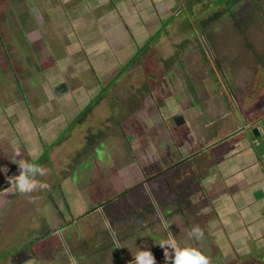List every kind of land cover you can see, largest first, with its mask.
I'll return each instance as SVG.
<instances>
[{
	"label": "rangeland",
	"instance_id": "374dc122",
	"mask_svg": "<svg viewBox=\"0 0 264 264\" xmlns=\"http://www.w3.org/2000/svg\"><path fill=\"white\" fill-rule=\"evenodd\" d=\"M257 1L234 4L239 15L251 17L244 26L237 27L229 12L220 11L218 20L207 26L216 36L211 48L195 26L197 17L187 9V18H180L186 8L172 7L179 6V0H0V148L12 146L8 152L0 151V166L7 167L6 173H0V193L10 199L2 214L14 227L11 247L20 245L25 252L29 249L25 241L31 239L34 250L30 249L38 251L36 239L43 230L38 226L43 224L48 231L54 227L52 245L65 254L56 253L52 264H118L134 259L137 249L145 248L156 264H164L158 244L166 236V222L182 247H198L210 264H222L214 242L187 236L191 222L206 235L210 226L203 225L195 209V202H205H197L194 195L191 199V187L182 189L179 181L194 178L186 172L188 153L198 146L192 142H203L211 126L215 131L226 125L228 102L235 107L248 105L242 103L253 92L252 101L264 99L263 76L260 79L264 69L255 66L264 52V0L255 15L252 3ZM204 10L206 15L213 8ZM107 85L85 120L73 122L88 100ZM119 112L128 115L112 128L106 120ZM169 113L181 115L180 124L174 125ZM159 118L167 133L162 128L158 132L154 122ZM95 140L90 150L81 149ZM17 149L16 159L47 170L37 179L48 187L32 191L31 198L6 178L19 174L13 162ZM177 151L178 157L171 154ZM78 152L87 153L81 157ZM180 158L184 166L178 168ZM158 169H164L167 182L158 174L119 196L136 179H147ZM158 189L169 192L156 199L160 207L171 211L164 216L165 222L151 214L148 206L153 201L147 191ZM173 192L178 197L185 193L181 209ZM46 194L53 195V203L46 204ZM64 205L68 218L74 220L68 227L57 228L65 223L61 219ZM139 206L142 213L148 210L145 220L131 228L129 236L119 235L112 222L116 217L129 222L133 207ZM70 236L75 237L77 250H71L75 257H65L70 254L69 242H74ZM90 253L94 255L79 257ZM37 261L48 263L43 258Z\"/></svg>",
	"mask_w": 264,
	"mask_h": 264
},
{
	"label": "crops",
	"instance_id": "0c3cea01",
	"mask_svg": "<svg viewBox=\"0 0 264 264\" xmlns=\"http://www.w3.org/2000/svg\"><path fill=\"white\" fill-rule=\"evenodd\" d=\"M245 102L248 105L243 106L240 116L235 117L232 106L228 105L230 115L227 116L226 125L215 127V131L211 126V131H206L203 142L193 140L192 143L198 146L188 153L186 172L194 178L179 181L182 183L181 188L188 182L192 189V194H189L191 199L195 197L197 202H205L200 205L195 202V209L199 216L202 215L203 225L210 226L209 230L204 226L209 231L207 235L204 233V239L206 243L214 242L213 245L217 248L215 254L220 257V263L223 261L222 264H264V169L260 160V155L264 154V99L258 102L255 100L252 106L251 98L247 95L242 104ZM228 103L233 105L232 102ZM253 128L257 129L258 135L252 132ZM188 147L191 148L192 145L189 144ZM183 164L184 161L179 160L176 167H183ZM24 196L31 198V193ZM0 200V214L4 220L0 221V264H37L38 258L52 264L54 257L49 255L52 254L50 249L54 244L51 237L54 227L48 231L43 228V224L38 226L43 229L40 238L36 239L39 242L35 245L40 244L38 251L31 250V239L25 241L29 245L25 252L20 245L11 247L14 239L11 229L14 227L12 221H8L9 217L2 214L8 210L6 206L10 199L1 193ZM47 203L50 202L47 200ZM19 209L29 211V208ZM44 211L46 213V209ZM43 218L46 222V218ZM61 223L57 228L70 226ZM193 224L194 222L189 223V228H193ZM6 229L10 231L6 232ZM69 238L74 241L69 242L71 253V250H77V246L75 237ZM65 250L61 248V251ZM93 255L94 253L87 254L89 257Z\"/></svg>",
	"mask_w": 264,
	"mask_h": 264
},
{
	"label": "clouds",
	"instance_id": "9594fccd",
	"mask_svg": "<svg viewBox=\"0 0 264 264\" xmlns=\"http://www.w3.org/2000/svg\"><path fill=\"white\" fill-rule=\"evenodd\" d=\"M20 156V150L17 149L13 156V162L17 165L19 174L14 176H6L9 185L16 188L20 193H31L32 191L39 189H45L48 185L37 179L38 176H43L46 173V169L37 165L34 162L27 161L23 158L16 159ZM7 167L0 166V173H6ZM154 207L157 210L156 218L163 220V214L159 212V206L155 204L153 198ZM164 231L166 236L159 241V246L163 249L164 264H210L209 258L203 254L198 248L191 246H181L172 233L168 230L169 226L165 222ZM203 230L199 226L191 228L187 236L190 239L199 240L203 238ZM119 247V245H117ZM171 250V253L170 251ZM130 264H156L155 258L151 251L147 248L144 250L137 249L134 259Z\"/></svg>",
	"mask_w": 264,
	"mask_h": 264
},
{
	"label": "flooded vegetation",
	"instance_id": "af4514ba",
	"mask_svg": "<svg viewBox=\"0 0 264 264\" xmlns=\"http://www.w3.org/2000/svg\"><path fill=\"white\" fill-rule=\"evenodd\" d=\"M186 1H188V0H179V6H178V4H173L172 5V7L173 8H176L177 9V11H179L180 10V6H183L184 8H186L185 9V11L183 12V11H181L182 13L180 14V18H187L186 16L188 15V12H187V6H186ZM201 1H203L205 4L203 5V11H201L200 10V12L198 13V12H195L196 14H194V16L195 17H197V19L199 18H201V19H204V18H206L208 15H211V14H213V13H217V12H220L222 9L224 10V11H227V12H229V16H230V18H231V20H234V18H235V20H237V19H240V20H243L244 18H245V16H243V14L241 13L240 15L238 14V12L240 11L239 10V7L238 6H235L236 5V3H238V2H240V0H201ZM235 4V5H234ZM199 6V3H195L193 6H192V10L193 9H195L196 7H198ZM212 6V8H213V10H211L210 12H209V14H206V15H204V13L206 12V10H204L205 9V7H211ZM216 6V7H215ZM218 6L220 7V8H218ZM235 6V7H234ZM195 7V8H194ZM188 10H190V9H188ZM239 10V11H238ZM177 11H176V13H175V15L176 14H178L177 13ZM194 11V10H193ZM205 11V12H204ZM198 13V14H197ZM202 14H203V16H202ZM175 15H171V16H175ZM186 15V16H185ZM247 16V15H246ZM197 19H196V21H197ZM173 20V18H171L170 20H169V22H171ZM195 21V22H196ZM191 23V22H190ZM211 24H212V22H211ZM202 35V34H201ZM33 37V35H32V33H28V37ZM202 36H204V38L206 39V37H205V35H202ZM31 39H33V38H31ZM207 40V39H206ZM213 40V39H212ZM214 41V40H213ZM207 42V41H206ZM216 55V54H215ZM258 59H257V61L258 62H256L255 63V66L256 67H261L262 69H264V52L262 53V57L261 56H258L257 57ZM218 66V65H217ZM263 73V72H262ZM261 73V75H260V79L261 80H263L262 79V77L261 76H263V78H264V73L262 74ZM6 76H8L7 78L8 79H10L11 78V76L7 73V74H5ZM214 79V78H213ZM114 80V79H113ZM187 81H188V79H187ZM104 88H106V90L108 89V85L107 86H105ZM17 89V88H16ZM105 92V91H104ZM254 93L255 92H253V93H251V95H249L250 97L252 96V94L254 95ZM140 97H141V95H139ZM254 100H256L257 102H258V98H256V99H254ZM254 100L252 101L251 100V105L253 106L254 104H255V102H254ZM233 105H230V104H228L229 106H232L231 107V110H232V113L235 115V117L237 116H240V114L242 113V109H243V106L242 105H240V107H238L237 105H236V107H235V103H232ZM128 108L129 109H131V107H130V105L128 104ZM135 108V107H134ZM91 110H92V108H91ZM141 112H143V110L141 109L140 110ZM109 114V113H108ZM170 114V113H169ZM114 115H116V113H111V118H110V121H109V119H107L106 120V123H108L109 122V124L111 123V127L113 128L114 127V120H115V118H114ZM123 115H128V114H122V113H120L119 112V114L118 115H116L115 117H119V122L120 121H122L121 120V117L123 116ZM106 117H110L109 115H107ZM114 118V119H113ZM180 118H181V115H177L176 113H172V114H170V116H169V120H172V123L174 124V125H178V124H180ZM106 119V118H105ZM85 119H83V121H84ZM82 121V122H83ZM120 124V123H119ZM154 124H156V128H157V130H158V132H159V129L161 130V128L162 129H164L165 130V132L167 131V129H166V125H165V123L164 122H162V120L159 118V120L157 121V119H156V121L154 122ZM94 127V126H93ZM92 127V128H93ZM111 128V129H112ZM94 129V128H93ZM164 132V133H165ZM168 132V131H167ZM166 132V133H167ZM167 135V134H166ZM89 135H87L86 137H88ZM98 142H99V140H98ZM91 143H95V142H91ZM21 146V145H20ZM12 146H10L9 148H5V147H2V148H0V151L1 150H3V151H5V152H8V150L9 149H12L11 148ZM82 149V148H81ZM2 152V151H1ZM178 151L177 152H172L171 154H175L177 157H178ZM80 154L81 153H77V156H80ZM41 157H42V155H40ZM177 160V159H176ZM178 160H181V158L180 159H178ZM178 160L176 161V162H178ZM169 161V160H168ZM173 166H175L174 164H173ZM172 169V168H171ZM170 169V170H171ZM158 174H161L160 176H159V178H162V180H163V182H165L164 181V177H163V175L165 174V171H164V169H158L156 172H154V175H150V177H147V179H141L140 177H139V179H136L137 181H136V183H134L133 185L132 184H130L127 188H125L122 192H120L119 193V195L120 194H123L124 193V191H125V193H128L129 192V190H131V188H133V187H137L138 188V186H142L143 184H146V182L149 180V178H153V177H155L156 175H158ZM126 176H127V174H126ZM125 176V177H126ZM131 176V175H130ZM124 177V178H125ZM135 176H131L130 177V179H133ZM136 178H137V176H136ZM128 179V178H127ZM157 181H158V179H156ZM159 182V181H158ZM158 182L156 183V186L158 185ZM57 188L58 187H60L59 186V184L56 186ZM165 187V186H164ZM49 189H51V188H49ZM60 189V188H59ZM49 191V190H48ZM159 191H160V193H159ZM150 192V194H151V198H152V201H153V198H154V200L157 202V200L159 199V198H163L164 197V195L165 194H169V192H168V189L167 190H157V191H147V193H149ZM1 194V193H0ZM48 194V193H47ZM154 194V195H153ZM156 194V195H155ZM173 194V198H174V200L176 201L177 200V204H178V202H179V197L177 196V194H176V192H173L172 193ZM43 198H44V201H47L48 200V202H52V200H53V195H46V197H45V195L43 196ZM157 199V200H156ZM174 201V202H175ZM53 203V202H52ZM152 205H148L149 207H151V214L152 213H155V214H157V210H156V208L154 207V204L153 203H151ZM177 204H176V206H177ZM54 205H55V208H56V204L54 203ZM157 205H158V202H157ZM147 206V205H146ZM159 206V205H158ZM134 208V207H133ZM177 208H178V206H177ZM139 209H140V206H139ZM147 209V208H146ZM162 209V210H161ZM145 210H143V212H144ZM163 211V212H162ZM159 212L160 213H162L163 214V220H161L162 222H165L168 218H165L164 216H170L171 215V211L170 210H168V209H166V208H164V207H160L159 206ZM65 214V216H62L61 217V219L63 218L64 220H65V223L64 224H68L66 221H68V220H70V221H72V220H74V219H69L68 218V211H67V207H66V205H64V211L62 212V215H64ZM148 214V212H146V215ZM143 222V221H142ZM142 222L140 223V224H142ZM69 224H71V223H69ZM169 225V224H168ZM62 226V225H61ZM203 240H204V242L206 243V241H205V239H204V236H203ZM57 247L58 246H55V247H52V254L51 255H49V257H55L56 256V253L58 252V249H57ZM198 248V247H197ZM101 251V250H100ZM75 254H71L70 253V255H69V257H75L74 256ZM79 257H89V256H79ZM133 259L132 258H130V259H128V260H123L122 262H120V263H118V264H129L131 261H132Z\"/></svg>",
	"mask_w": 264,
	"mask_h": 264
},
{
	"label": "trees",
	"instance_id": "16d2710c",
	"mask_svg": "<svg viewBox=\"0 0 264 264\" xmlns=\"http://www.w3.org/2000/svg\"><path fill=\"white\" fill-rule=\"evenodd\" d=\"M195 3H199V6H202L203 7V5L205 4L203 1H201V0H188V1H186V6H187V8L188 9H190L189 10V12L191 13V14H196L195 13V11H193L191 8H192V6L195 4ZM253 5H254V7H253V13L256 15V10H258V7H259V9L261 8V6H262V4H261V0H258L257 2H254V3H252ZM204 8V7H203ZM198 14V13H197ZM219 15H220V12H217V13H213V14H211V15H208L206 18H204V19H197V21L195 22V26H196V28H197V30L202 34V35H205V37H206V41H207V44H208V46H209V44L211 45V48L212 47H214V41H215V39H216V36L214 35V34H212V33H210L208 30H207V26H209V24H211V22L212 23H215L217 20H218V18H219ZM249 20H251V17L250 16H245V18L243 19V20H240V19H237V20H235V18H234V20H233V22L237 25V27L238 26H244V25H246L248 22H249ZM214 41H213V40ZM215 53V52H214ZM216 54V53H215ZM216 63V62H215ZM216 65H218L217 63H216ZM104 87L105 86H101V88H102V90L104 89ZM103 93H104V90H103V92H100V93H98V95L95 97V98H91V99H89L88 100V102L84 105V107H82L79 111H78V113L75 115V117L73 118V122H75V123H80V122H82L83 121V119H85L87 116H88V114L91 112V108L97 103V101L99 100V98L103 95ZM112 119V118H111ZM114 119V118H113ZM118 123V124H117ZM118 125H120L119 124V121L118 120H116V118H115V120H114V127L115 126H118ZM112 126V125H111ZM104 134H106V132H104L103 133V135H99V141H100V139L102 138V136H104ZM91 135H92V133H91ZM95 143L97 142L96 140L94 141ZM92 145H94L93 143H91V142H87L83 147H82V149L84 148V147H87V148H89V150H90V147L92 146ZM88 152V151H87ZM87 152H85V154H80V156L81 157H83V156H85L86 155V153ZM165 182H167V180H165ZM185 186L184 187H186L187 185H188V182H185ZM183 187V188H184ZM185 189V188H184ZM159 193H160V191H159ZM127 193H125V191H124V193L123 194H120L119 196H123V195H126ZM184 196L185 195H181L180 197H179V204H180V208L179 209H181V207L183 206V202H182V200H183V198H184ZM145 211L142 213V210L141 209H132V217H131V220L128 222V220L127 219H123V218H118V217H116L115 218V221H114V223L112 222V226H115V231L117 232V233H119V235L122 233L123 234V236H129V232H130V229L131 228H133V227H136L138 224H140L143 220H145V216L144 215H146V212H148V210L147 209H144ZM68 224L71 222L70 220H68V221H66Z\"/></svg>",
	"mask_w": 264,
	"mask_h": 264
},
{
	"label": "built area",
	"instance_id": "2783aa9c",
	"mask_svg": "<svg viewBox=\"0 0 264 264\" xmlns=\"http://www.w3.org/2000/svg\"><path fill=\"white\" fill-rule=\"evenodd\" d=\"M260 160H261V164H262L263 169H264V154L260 155Z\"/></svg>",
	"mask_w": 264,
	"mask_h": 264
},
{
	"label": "water",
	"instance_id": "95a60500",
	"mask_svg": "<svg viewBox=\"0 0 264 264\" xmlns=\"http://www.w3.org/2000/svg\"><path fill=\"white\" fill-rule=\"evenodd\" d=\"M252 132H253L255 135H258V131H257L256 128H253V129H252Z\"/></svg>",
	"mask_w": 264,
	"mask_h": 264
}]
</instances>
